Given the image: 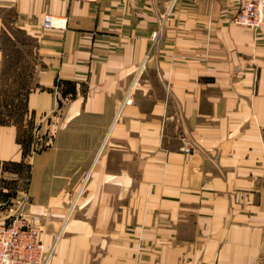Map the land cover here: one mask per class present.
<instances>
[{"label":"crops","instance_id":"0c3cea01","mask_svg":"<svg viewBox=\"0 0 264 264\" xmlns=\"http://www.w3.org/2000/svg\"><path fill=\"white\" fill-rule=\"evenodd\" d=\"M237 10L0 0V39L7 15L35 38L26 105L54 132L30 156L26 211L51 264H264V29ZM47 14L64 25L45 27ZM23 156L17 127L0 123V183Z\"/></svg>","mask_w":264,"mask_h":264},{"label":"rangeland","instance_id":"374dc122","mask_svg":"<svg viewBox=\"0 0 264 264\" xmlns=\"http://www.w3.org/2000/svg\"><path fill=\"white\" fill-rule=\"evenodd\" d=\"M8 23H5L4 33L0 39V48L3 51L0 66V123H12L17 127V140L22 146L23 160L16 163L5 162L3 167L17 172L18 178L5 180L7 188V201L0 188V201L6 205L10 214L20 210L22 203H26L25 210L31 204L28 184L30 181V156L43 150L53 142L54 132L52 128L44 132L47 143L33 146L34 134L37 124L26 101L29 93L35 88V38L24 32L17 24L15 17L7 15ZM41 135L43 133H40ZM1 181L0 187L4 184ZM35 217V215H33Z\"/></svg>","mask_w":264,"mask_h":264},{"label":"built area","instance_id":"2783aa9c","mask_svg":"<svg viewBox=\"0 0 264 264\" xmlns=\"http://www.w3.org/2000/svg\"><path fill=\"white\" fill-rule=\"evenodd\" d=\"M234 18L237 24L254 30L264 29V0H238V10ZM44 25L63 26L64 21L60 17L47 14ZM39 130L37 127L34 134L35 147L48 142H45L46 137ZM183 149L192 152V144L185 140ZM25 206L26 203H22L19 211L10 214L7 220L0 221V264H51L53 248H47L39 236V216H30Z\"/></svg>","mask_w":264,"mask_h":264},{"label":"trees","instance_id":"16d2710c","mask_svg":"<svg viewBox=\"0 0 264 264\" xmlns=\"http://www.w3.org/2000/svg\"><path fill=\"white\" fill-rule=\"evenodd\" d=\"M67 93H68V89L63 91V95L64 96H67ZM62 104H63V101L60 100V105H62Z\"/></svg>","mask_w":264,"mask_h":264}]
</instances>
